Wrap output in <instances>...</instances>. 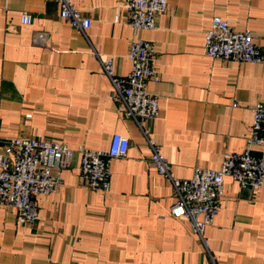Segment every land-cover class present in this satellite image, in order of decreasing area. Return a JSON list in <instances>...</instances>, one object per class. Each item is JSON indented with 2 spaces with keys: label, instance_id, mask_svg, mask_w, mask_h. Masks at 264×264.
<instances>
[{
  "label": "crops",
  "instance_id": "0c3cea01",
  "mask_svg": "<svg viewBox=\"0 0 264 264\" xmlns=\"http://www.w3.org/2000/svg\"><path fill=\"white\" fill-rule=\"evenodd\" d=\"M91 19L86 30L60 17L54 0H0V151L16 137L59 141L76 150L63 185L38 198V220L19 224L0 205V264H264V186L256 194L225 178L222 207L205 230L207 249L187 219L171 214L173 187L150 163L138 122L114 101V88L93 54L116 57L125 76L133 40L156 43L160 116L147 120L177 177L219 169L242 152L264 102L262 64L215 60L204 49L215 16L250 29L264 54V0H168L154 30L134 29L124 0H72ZM33 16L21 22L23 12ZM48 32L46 45L34 41ZM130 139L112 161L111 188L90 189L78 148H109L113 134ZM253 153L264 157V148Z\"/></svg>",
  "mask_w": 264,
  "mask_h": 264
},
{
  "label": "built area",
  "instance_id": "2783aa9c",
  "mask_svg": "<svg viewBox=\"0 0 264 264\" xmlns=\"http://www.w3.org/2000/svg\"><path fill=\"white\" fill-rule=\"evenodd\" d=\"M60 17L72 27L86 30L91 19L84 16L72 0H54ZM130 25L137 30H154L157 17L168 9V0H124ZM33 16L23 12L21 22L31 24ZM48 32L36 31L34 41L46 45ZM204 49L215 60L262 64L264 54L255 43L250 29L238 30L221 16H215L205 32ZM102 69L111 81L113 99L126 117L133 118L152 149L150 163L173 187L171 214L187 219L192 231L208 249L205 230L211 226L222 207L226 177L235 180L241 189L256 194L264 186V157L253 153L264 148V102L252 107L253 121L242 152L226 153L219 169L198 167L189 178L177 177L161 145L152 136L144 121L160 116L159 96L149 89L150 81H159V50L152 40H133L128 52L131 69L125 76L116 71V57L93 50ZM130 139L120 133L111 137L109 148L98 150L80 146L81 178L92 190L107 192L111 188V164L127 155ZM76 150L59 141L16 137L6 141L0 151V205L17 209L19 224L33 225L38 220V198L59 189L64 183L63 171L72 162ZM212 262L217 264L211 255Z\"/></svg>",
  "mask_w": 264,
  "mask_h": 264
},
{
  "label": "rangeland",
  "instance_id": "374dc122",
  "mask_svg": "<svg viewBox=\"0 0 264 264\" xmlns=\"http://www.w3.org/2000/svg\"><path fill=\"white\" fill-rule=\"evenodd\" d=\"M77 155V153L75 154V156ZM80 155V154H79Z\"/></svg>",
  "mask_w": 264,
  "mask_h": 264
}]
</instances>
